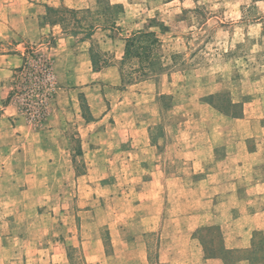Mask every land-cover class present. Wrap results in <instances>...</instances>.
Instances as JSON below:
<instances>
[{
	"label": "rangeland",
	"instance_id": "rangeland-1",
	"mask_svg": "<svg viewBox=\"0 0 264 264\" xmlns=\"http://www.w3.org/2000/svg\"><path fill=\"white\" fill-rule=\"evenodd\" d=\"M89 7L59 8L77 10L80 18L89 10V21L101 31L90 48L101 70L92 64L90 73L85 60L80 63L91 75L114 68L105 72L102 89L99 75L82 87L94 104L105 101L104 120H91L89 111L85 117L78 97L83 119L93 124L73 123V168L65 175L50 169L46 161L53 164L56 156H44L36 137L0 139V167H6L0 169V264H133V249L147 252L145 264H159L161 232L145 233L146 209L139 208L156 165L185 180L173 187L178 198L202 176L195 172H201L206 151L196 148L206 144L219 146L218 161L208 169L225 170L228 180L241 176L237 165L264 164V0H102ZM139 32L160 42L154 49L158 64L146 71L139 70L138 53L123 62L127 39ZM46 43L49 52L27 58L13 91L18 114L32 132L45 127L58 96L67 100L68 92L82 89L69 79L65 87L59 84L60 75L69 78V68L62 64L64 73L56 71L52 42ZM38 59L48 62L54 86L37 84ZM38 93L47 95L42 106ZM147 135L156 150L144 144ZM257 145L260 155L247 158L245 146ZM193 160L199 164L191 165ZM156 172L161 179L163 172ZM249 177L257 179L253 172ZM225 190L229 195V186ZM203 239L223 245L217 230L205 231ZM256 240L246 255L264 264V236Z\"/></svg>",
	"mask_w": 264,
	"mask_h": 264
},
{
	"label": "crops",
	"instance_id": "crops-1",
	"mask_svg": "<svg viewBox=\"0 0 264 264\" xmlns=\"http://www.w3.org/2000/svg\"><path fill=\"white\" fill-rule=\"evenodd\" d=\"M62 4L72 7L87 4L88 7L91 5L89 8H95L97 0H0V110H2L0 139L14 135H18V138L27 135L29 139L36 137L44 156H56L53 164L49 158L46 161L50 169L61 171L65 175L73 168L72 162L68 159L71 154L68 147L71 139L69 131L74 128L73 123L82 124L86 128L93 124L83 119L78 97L85 98L91 120H104L101 118L105 114V101L97 99L94 104L89 100L86 88L82 87L91 81V77L99 75L101 77L99 87L102 89L103 84L105 85V72H115L112 67L113 70L109 68L107 71L104 69L99 73L87 74L80 63L85 60L83 66H87L91 73L90 48L93 39L101 32L100 29L91 39L81 41L64 34L59 25L45 26L47 8H59ZM50 41L52 42L50 54L55 58L56 71L64 73L62 64L69 68L64 73L69 75V78L60 75L59 84L65 87L67 81L73 80V86L82 89L68 92L67 100L63 99V96H58L45 127L41 131L32 132L26 120L18 114L13 102V91L17 76L27 58L32 53H48L46 42ZM123 50L124 44L121 45L122 53ZM113 83L118 84V80L115 78ZM147 141L148 143L144 144L150 146V150H156V147H152L148 135ZM217 147H219L217 143L213 142L209 146L206 144L203 148H196L206 151L203 159L205 162L200 164L201 172H195V175L202 176L185 188L187 194L182 197L174 196L173 187L175 184H186L185 180L167 175V169L163 168V164L153 168L155 173H151L152 177L145 183L149 186L150 194L139 198V208L146 209L145 212H141L144 213L141 215V225L146 227L145 233L161 232L159 264H254L246 253L249 254L253 249L257 234L264 236V164L245 162L237 165V172L239 171L241 176L228 180L225 178V170L208 169L209 163L218 161ZM230 149L233 148L229 147V151ZM243 151L248 158L260 155L261 148L259 145L245 146ZM230 153L232 154L231 151ZM192 164L198 165L199 162L193 160ZM5 168L0 167L1 170ZM160 170L163 172L161 179L156 176L158 174L156 171ZM259 170L263 172L262 176L257 175ZM252 172L257 179L249 177ZM227 186L230 188L229 195H226ZM155 191L158 193L153 195ZM216 230L222 239L221 246L216 244L215 240L209 244V239L208 241L203 239L205 231ZM144 247L146 249L145 244ZM221 249L246 256L229 258L230 253L226 256V253L222 254ZM133 250L135 252L133 264H145L148 259L147 252L143 254L139 253V250ZM212 251L215 254L209 253Z\"/></svg>",
	"mask_w": 264,
	"mask_h": 264
},
{
	"label": "trees",
	"instance_id": "trees-1",
	"mask_svg": "<svg viewBox=\"0 0 264 264\" xmlns=\"http://www.w3.org/2000/svg\"><path fill=\"white\" fill-rule=\"evenodd\" d=\"M97 2L100 5V3H102V0H97ZM107 7L111 8L109 5H107ZM79 14L80 12L77 10H71L67 8L55 9L48 7L46 21L50 25H60L65 34L71 35L75 38H78L80 35H83L84 37L79 39L81 41L91 39L98 27L93 26L89 21V10L85 12L83 18H80ZM82 23H86L87 27H81ZM70 29H72V31ZM159 43V40L150 33H136L126 41L123 62L125 60H128L130 57H133L134 54L138 53L137 57L140 59L139 64L141 65L139 70L146 71L145 69H151L155 64H158V61L156 59L157 55L154 54V49L155 45H158ZM140 51H143V54H140ZM91 60L94 70L96 72L100 71L101 68L98 67L100 60L96 59V56L92 51ZM108 66L109 65L105 62V68H107ZM122 76V81L125 82L124 74H122ZM81 101L83 115L86 117V113L89 111V109L86 100L83 96H81Z\"/></svg>",
	"mask_w": 264,
	"mask_h": 264
},
{
	"label": "built area",
	"instance_id": "built-area-1",
	"mask_svg": "<svg viewBox=\"0 0 264 264\" xmlns=\"http://www.w3.org/2000/svg\"><path fill=\"white\" fill-rule=\"evenodd\" d=\"M38 70L36 72V82L39 85L40 83H43L46 86H54V78L52 76V73L49 70V67L46 63H48L46 60L38 59L36 60ZM39 99L37 102L38 106H42L47 98V95L38 93Z\"/></svg>",
	"mask_w": 264,
	"mask_h": 264
}]
</instances>
